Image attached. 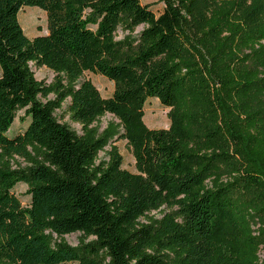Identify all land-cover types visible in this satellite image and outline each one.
<instances>
[{
  "label": "trees",
  "instance_id": "obj_1",
  "mask_svg": "<svg viewBox=\"0 0 264 264\" xmlns=\"http://www.w3.org/2000/svg\"><path fill=\"white\" fill-rule=\"evenodd\" d=\"M160 1L0 0V264H264V0ZM25 7L47 35L26 37ZM149 98L167 129L145 125ZM67 101L80 133L55 117Z\"/></svg>",
  "mask_w": 264,
  "mask_h": 264
},
{
  "label": "rangeland",
  "instance_id": "obj_2",
  "mask_svg": "<svg viewBox=\"0 0 264 264\" xmlns=\"http://www.w3.org/2000/svg\"><path fill=\"white\" fill-rule=\"evenodd\" d=\"M140 3L142 5L149 6L150 10L154 13L155 16H159L164 8L163 3H161L160 0H140ZM18 20L24 34L29 39H32L37 36L47 35V17L45 12H43L39 8L25 7L19 12ZM141 30L142 28L137 29V33ZM122 37L123 35L121 31H119L117 39H121ZM32 71L34 72L37 81H41L47 85L51 84L56 78V75L44 66H32ZM84 78L89 79L94 84L102 98H109L112 95L114 90V84L103 76L85 73ZM49 99H53V96H49ZM67 106L68 101L63 104L60 110H57L55 112V117L59 122L66 124L67 126H69L70 129L74 130L77 133H80V126L71 121L70 115L67 111ZM169 111L170 109L163 107L157 99L149 98L144 106L143 121L149 129H167L170 124L168 118ZM112 120L113 117L111 115H106L99 121L98 124H94V126H98L100 131H102ZM28 122L29 118L26 117L24 111L18 112L17 117L14 120V123L8 133V136L13 137L19 133H22L27 127ZM115 145L117 146V149L122 157V168L131 173H135V161L130 149L126 144V141L118 140ZM104 158V153H100L99 159ZM13 192L19 198L23 206L28 205L30 198L26 194L25 185H17L14 188ZM262 224L263 223H258V226L256 228L257 231ZM255 233L258 234V232ZM258 239V241L262 243L261 250L259 252V257L260 259H264V236H260ZM79 240V234H71L64 236V241L67 245L71 247H76L79 243Z\"/></svg>",
  "mask_w": 264,
  "mask_h": 264
}]
</instances>
